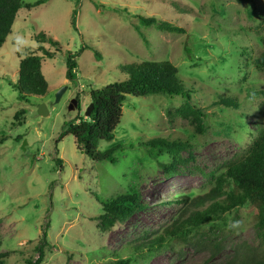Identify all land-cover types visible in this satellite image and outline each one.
Masks as SVG:
<instances>
[{"label": "rangeland", "instance_id": "374dc122", "mask_svg": "<svg viewBox=\"0 0 264 264\" xmlns=\"http://www.w3.org/2000/svg\"><path fill=\"white\" fill-rule=\"evenodd\" d=\"M262 4L263 0H44L19 10L0 48V241L1 252L9 253L6 264H26V259L38 256L36 247L45 234L42 264H96L119 257H131L134 264H223L241 242H258L255 209L247 206L227 213V225L218 233L211 225L199 231L186 225V238L169 237L168 244L152 255L133 249L190 214L186 204L169 200L205 194L217 175L250 150L262 97L256 92L264 87V68L252 62L264 36L257 10ZM141 16L173 20L187 30L171 33L147 27ZM41 32L58 40L62 51L42 59L48 91L26 103L19 101L15 87L19 53H40L35 36ZM69 51L78 64L73 80L66 76ZM142 60H170L178 66V76L194 87L191 103L207 114L204 127L178 112L185 102L182 97L129 95L114 139L98 145L101 151L115 146L116 162L94 161L78 150L72 134L64 135L66 123L85 115L92 89L123 79L120 66ZM78 96L81 109L70 110V101ZM222 98L237 99V105ZM41 103L48 116L39 114ZM21 108L28 110L19 122L15 114ZM156 137L190 142L181 153L189 163L166 174L160 162H170V155L151 147ZM132 187L139 189L145 208L103 232L94 219L102 213V201ZM214 238H220L224 248L213 258L205 243Z\"/></svg>", "mask_w": 264, "mask_h": 264}, {"label": "trees", "instance_id": "16d2710c", "mask_svg": "<svg viewBox=\"0 0 264 264\" xmlns=\"http://www.w3.org/2000/svg\"><path fill=\"white\" fill-rule=\"evenodd\" d=\"M44 0L34 3H26L23 0H0V48L6 37L12 33V26L19 10L23 6L33 7ZM264 24V0L258 9ZM141 24L150 27L155 26L159 30L171 33H185L186 28L174 22L156 16H141ZM41 43L40 53L26 50L20 52L19 80L15 87L18 90L19 101L29 103L32 97H43L48 91L49 84L42 72V59L54 58L57 51H62L58 40L41 32L35 36ZM45 43L54 47V50L45 46ZM262 47L258 56L252 59L255 66L264 68V36L261 39ZM98 56H102L96 50ZM76 55L68 52L67 72L68 79H76L77 70ZM124 72V78L115 80L103 88L91 90V102L94 103L92 114L89 117L77 116L66 123L65 134H72L79 151L89 155L94 161L110 160L116 162L113 156L115 146L107 151L98 149L99 142L110 141L115 137V130L123 117L124 101L129 95L136 97L154 94H166L171 97H182L185 102L178 112L191 119L198 127H204L206 112L191 103L194 87L187 86L186 81L178 76V66L170 60L151 61L142 60L120 66ZM261 95L259 101L258 122L255 129L251 130L253 141L247 154L238 160L231 162L228 168L214 178L211 189L196 198L190 196L175 197L169 202L186 204L185 209L190 212L186 217L177 219L174 224L164 230L160 235L149 240H143L134 245L136 254L145 256L158 252L168 244L169 237L182 240L188 235L184 227L199 231L206 225L215 227V232L223 231L227 225L225 215L232 211H239L243 207L252 206L255 209L254 227L258 242L251 245L241 242L235 249L233 256L223 264H264V87L256 92ZM78 109H81V100ZM227 103L237 105V99L222 98ZM27 108L17 110L16 121H22ZM152 148H158V154L168 153L170 162H160L166 174L179 171L180 165L189 163L182 157V151L190 147V142L180 139H166L163 137L152 138L149 142ZM194 158L193 155L190 156ZM58 164L62 162L57 159ZM186 199H190L186 203ZM145 208L139 189L132 187L129 192L108 198L102 201V213L94 216L103 232L111 230L117 223L125 222L136 212ZM47 235H44L43 243L36 247L38 256L26 259V264H42L45 258V246ZM211 250V257L219 254L224 246L220 238H214L205 243ZM0 264H6L8 252H1ZM96 264H134L131 257H119L108 259ZM208 264V263H200Z\"/></svg>", "mask_w": 264, "mask_h": 264}, {"label": "water", "instance_id": "95a60500", "mask_svg": "<svg viewBox=\"0 0 264 264\" xmlns=\"http://www.w3.org/2000/svg\"><path fill=\"white\" fill-rule=\"evenodd\" d=\"M66 88H67V86L63 87L62 90H60V92L57 95L58 100L60 99L62 93L66 90ZM78 105H79L78 99L72 98V100L70 101L69 109L73 110ZM93 108H94V103L91 102L85 111V117H89L92 114ZM38 112L42 116H48L49 115V111H48V108H47L45 103H41L38 105Z\"/></svg>", "mask_w": 264, "mask_h": 264}]
</instances>
